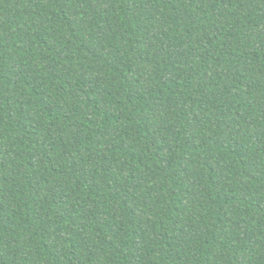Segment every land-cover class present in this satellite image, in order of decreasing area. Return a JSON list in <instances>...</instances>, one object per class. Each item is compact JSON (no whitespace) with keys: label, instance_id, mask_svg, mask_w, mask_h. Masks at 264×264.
<instances>
[{"label":"trees","instance_id":"obj_1","mask_svg":"<svg viewBox=\"0 0 264 264\" xmlns=\"http://www.w3.org/2000/svg\"><path fill=\"white\" fill-rule=\"evenodd\" d=\"M0 264H264V0H0Z\"/></svg>","mask_w":264,"mask_h":264}]
</instances>
